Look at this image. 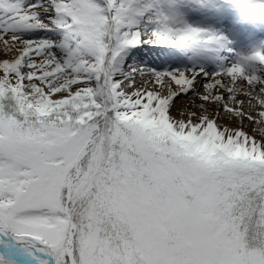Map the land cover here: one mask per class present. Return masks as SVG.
Listing matches in <instances>:
<instances>
[{"label": "snow or ice", "instance_id": "6c2138e0", "mask_svg": "<svg viewBox=\"0 0 264 264\" xmlns=\"http://www.w3.org/2000/svg\"><path fill=\"white\" fill-rule=\"evenodd\" d=\"M134 3L0 0V264H264V52L158 70Z\"/></svg>", "mask_w": 264, "mask_h": 264}, {"label": "bare ground", "instance_id": "6f19581e", "mask_svg": "<svg viewBox=\"0 0 264 264\" xmlns=\"http://www.w3.org/2000/svg\"><path fill=\"white\" fill-rule=\"evenodd\" d=\"M148 15L149 12L144 13V15L139 18L138 23L143 30L150 32L156 28L147 20ZM211 25L214 28L212 32L222 37L218 45H212L201 49H183V52L180 54L172 51V48L166 49L164 55L171 58L172 62L163 65L162 68L158 70L194 69L202 71L206 76L211 77L234 64L242 62V58L248 57L256 51L264 52V18L254 14L240 16L231 12H223L213 20ZM169 50H171L173 54L169 53ZM6 58L8 57L0 55V60ZM247 69L249 72H255L257 76L264 78V65L250 63ZM196 88L198 92H203L201 84H197ZM127 91L131 92L132 89L129 88ZM240 99H244V97L241 96ZM175 102L177 108L181 106L187 107L193 103H201L198 96H192L191 93H189L188 97L181 94ZM240 110L256 116L262 109L259 105L253 107L245 102L240 106ZM219 123L225 125L227 124V120L220 119ZM245 123H247L246 117ZM229 126L232 128L237 127L236 124ZM245 131L249 130L245 129ZM249 134L251 135V132H249ZM257 139H259L258 136Z\"/></svg>", "mask_w": 264, "mask_h": 264}, {"label": "clouds", "instance_id": "9594fccd", "mask_svg": "<svg viewBox=\"0 0 264 264\" xmlns=\"http://www.w3.org/2000/svg\"><path fill=\"white\" fill-rule=\"evenodd\" d=\"M186 2L187 0H135L131 7L134 11L151 12L157 25L156 30H172L173 40L190 29L199 30L198 36L184 41L177 49H201L218 45L222 37L212 31L194 28L184 22L180 8ZM231 2L251 14L264 18V0H231Z\"/></svg>", "mask_w": 264, "mask_h": 264}, {"label": "rangeland", "instance_id": "374dc122", "mask_svg": "<svg viewBox=\"0 0 264 264\" xmlns=\"http://www.w3.org/2000/svg\"><path fill=\"white\" fill-rule=\"evenodd\" d=\"M180 11L183 14L185 23L194 28L206 31L214 30L211 23L223 12H231L240 16H248L251 14L246 9L237 7L231 0H187V2L181 6ZM147 20L152 23L155 28L157 27L151 12H149Z\"/></svg>", "mask_w": 264, "mask_h": 264}]
</instances>
